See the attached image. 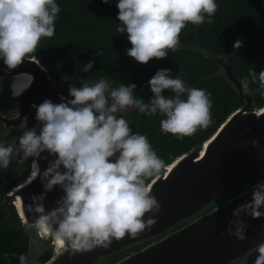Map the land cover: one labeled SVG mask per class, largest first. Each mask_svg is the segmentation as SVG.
I'll list each match as a JSON object with an SVG mask.
<instances>
[{
  "label": "clouds",
  "instance_id": "obj_1",
  "mask_svg": "<svg viewBox=\"0 0 264 264\" xmlns=\"http://www.w3.org/2000/svg\"><path fill=\"white\" fill-rule=\"evenodd\" d=\"M102 3L109 4L110 0ZM116 7L120 21L117 31L126 32L131 44L126 54L143 65L177 52L182 30L189 23H214L218 10L216 0H118ZM60 11L56 0H0V59L9 69L36 53L42 38L56 34ZM242 45L238 39L233 47ZM97 55L102 53L98 51ZM94 63L88 62L82 71L89 72ZM182 74L158 70L148 81L153 93L148 102L134 95L135 83L112 87L103 78L96 82L80 78L81 87L69 85L71 99L61 95L64 102L59 104L45 99L39 106L32 105L39 131L29 128L25 117L20 123L24 131L18 146L0 143V168L8 169L14 153L22 154L24 160L38 158L44 151L57 157L42 180L46 181V191L59 185L65 195L47 212L45 196L33 197L34 206L28 208L39 214L33 222L38 232L50 235L63 251L76 255L97 247L108 248L113 240L126 235L134 238L151 230L161 210L151 186L169 166L153 149L148 136L133 133L130 122L120 113L134 107L147 116L159 114L163 117L161 132L180 140L207 129L213 122L212 93L190 87ZM249 76L264 89V71L257 76L250 69ZM165 90L173 95H163ZM252 144L256 147L258 141ZM113 157L114 161L110 159ZM31 168L34 178L39 173L35 159ZM262 206L264 183H257L252 201L238 207L233 215L239 218L243 212L257 219L264 216L259 211ZM246 227L243 220L229 221L227 233L243 241ZM256 253L255 264H264V242L256 246ZM19 261L27 264V257L21 254Z\"/></svg>",
  "mask_w": 264,
  "mask_h": 264
},
{
  "label": "water",
  "instance_id": "obj_2",
  "mask_svg": "<svg viewBox=\"0 0 264 264\" xmlns=\"http://www.w3.org/2000/svg\"><path fill=\"white\" fill-rule=\"evenodd\" d=\"M204 54L218 64L213 77L223 78L244 101V106L233 112L202 145L175 159L155 179L152 194L161 204V210L156 214L153 229L159 228L162 232L147 240L169 235L116 264H209L214 248L223 249L227 264H255L256 246L264 242V216L253 219L242 212L238 218L233 212L251 202L254 186L264 183V107L254 108V93L247 91L245 80L235 74L228 58ZM2 79L8 81L9 94L16 106L13 117L0 114V121L9 131L19 128L25 117L28 125L31 114L36 115L33 104L39 106L45 99L59 104L64 102L61 95L71 99L58 88L50 68L34 56L25 58L14 69H9L0 59ZM14 92L18 94L14 95ZM13 139L16 141V137ZM253 141H258V146L254 147ZM56 158L48 151L38 158L32 157V163L34 159L37 161L38 175L33 178L31 172L34 169L31 168L28 179L4 197L0 219L12 205L15 206L29 236L27 260L30 264H43L40 258L52 248L56 254L44 264H113L106 260L104 247L71 255L50 235L33 227L34 219L39 215L29 211L33 197L45 196L43 204L47 212L57 207V201L65 195L59 185L46 191V181L42 180L44 171ZM19 159L27 161L22 154ZM110 159L114 161L115 158ZM60 171H64L63 167ZM259 211L264 212V206ZM150 215L146 214L144 219ZM237 219L247 225L243 241L227 233L229 221Z\"/></svg>",
  "mask_w": 264,
  "mask_h": 264
},
{
  "label": "trees",
  "instance_id": "obj_3",
  "mask_svg": "<svg viewBox=\"0 0 264 264\" xmlns=\"http://www.w3.org/2000/svg\"><path fill=\"white\" fill-rule=\"evenodd\" d=\"M216 2L218 10L213 17L214 23L205 22L199 26L189 23L180 34L177 52H169L166 58L153 59L143 65L127 56L126 50L131 48L128 34L117 31L120 23L117 19L118 0H110L109 4L102 3V0H56L61 8L56 34L51 38H42L36 53L30 57L38 58L50 68L58 88L67 96L69 85L80 82V78L92 82L103 78L109 80L112 87H118L121 83L125 86L135 83L137 88L134 95L148 102L153 96L148 81L160 69H170L173 75L182 71L181 78L190 87L210 91L212 124L182 140L161 132L160 120L163 117L159 114L147 116L133 107L122 115L130 122L133 133L148 136L153 149L169 165L202 145L233 112L244 106V101L223 78L213 77L218 71V64L204 52L214 58H228L235 74L248 82L247 91L254 93V108L264 107V95H261L264 89H260L259 82H252L249 76L250 69L257 76L264 71V0ZM238 39L243 41V45L235 49L233 45ZM98 51L102 53L101 56L97 55ZM93 60L95 63L89 72H83V66ZM162 94L173 95L171 90H165ZM0 112L7 116L16 112L8 81L4 79L0 80ZM35 116L31 114L29 117V128H36ZM3 131L0 123V134ZM14 160L12 156L8 169L0 168V206L4 197L20 184L15 168L26 166H17ZM29 241L18 212L12 205L0 219V264H20L19 256L23 254L27 257ZM5 253L9 255L5 256ZM49 257L47 255L41 261L45 262ZM27 264H30L28 260Z\"/></svg>",
  "mask_w": 264,
  "mask_h": 264
},
{
  "label": "flooded vegetation",
  "instance_id": "obj_4",
  "mask_svg": "<svg viewBox=\"0 0 264 264\" xmlns=\"http://www.w3.org/2000/svg\"><path fill=\"white\" fill-rule=\"evenodd\" d=\"M0 114L4 115L1 112ZM14 115L15 114L10 115V116L13 117ZM0 123L2 124L3 130H4L0 134V143H4L5 145L12 144L13 146H17V142H18L17 140L22 135L24 129L19 127V128H15L9 131L4 127L1 121ZM39 126L40 125L38 121L36 120L37 131H39ZM14 137H16V141L13 139ZM13 156L15 157L14 161H16L17 166H21V164L22 165L26 164V166L29 168L27 169V173L25 174L26 176L24 177L22 181L24 182L30 176L32 157L28 158L27 161H22L21 159H19V156L16 153H14ZM177 230H179V228H177ZM161 232L162 230H160L159 228L153 229L152 227L150 231L146 230L134 238H131L126 235V237L123 238L122 240H119V241L113 240L112 244L108 248H103V251L106 254L105 258L106 260H109V262L116 264L122 260L132 257L144 251L145 249L152 247L153 245L159 243L160 241L164 240L166 236L169 235L168 233H166L165 235H160L154 239L147 240L149 236L153 234H158ZM55 254H56V250L55 248H52L51 250L44 253V255L40 258V262L43 264L47 263L50 259H52L55 256ZM47 255L50 256L49 259L45 262H42L41 259ZM227 263H228L227 255L226 253H224L223 249L214 248V252H213V255H212V258L209 264H227ZM105 264H107V262H105Z\"/></svg>",
  "mask_w": 264,
  "mask_h": 264
},
{
  "label": "rangeland",
  "instance_id": "obj_5",
  "mask_svg": "<svg viewBox=\"0 0 264 264\" xmlns=\"http://www.w3.org/2000/svg\"><path fill=\"white\" fill-rule=\"evenodd\" d=\"M76 87H81V83L80 82H74L73 83ZM245 84L247 85L248 82L246 81ZM27 169H29L27 166H23L21 168H15V174H16V178L19 181V183H21L25 177V174L27 173Z\"/></svg>",
  "mask_w": 264,
  "mask_h": 264
},
{
  "label": "built area",
  "instance_id": "obj_6",
  "mask_svg": "<svg viewBox=\"0 0 264 264\" xmlns=\"http://www.w3.org/2000/svg\"><path fill=\"white\" fill-rule=\"evenodd\" d=\"M125 114H126V111L120 113V115H125Z\"/></svg>",
  "mask_w": 264,
  "mask_h": 264
}]
</instances>
